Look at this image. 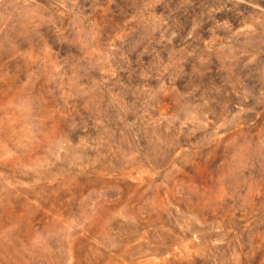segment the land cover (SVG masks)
Returning a JSON list of instances; mask_svg holds the SVG:
<instances>
[{
    "label": "rangeland",
    "instance_id": "obj_1",
    "mask_svg": "<svg viewBox=\"0 0 264 264\" xmlns=\"http://www.w3.org/2000/svg\"><path fill=\"white\" fill-rule=\"evenodd\" d=\"M0 264H264V0H0Z\"/></svg>",
    "mask_w": 264,
    "mask_h": 264
}]
</instances>
